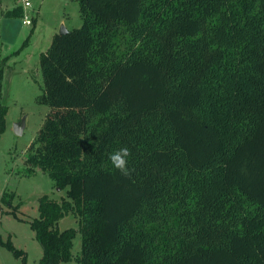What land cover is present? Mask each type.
<instances>
[{
  "label": "trees",
  "instance_id": "16d2710c",
  "mask_svg": "<svg viewBox=\"0 0 264 264\" xmlns=\"http://www.w3.org/2000/svg\"><path fill=\"white\" fill-rule=\"evenodd\" d=\"M77 1L82 25L40 54L26 171L66 192L26 221L39 263L71 260L80 232L78 264H264V0Z\"/></svg>",
  "mask_w": 264,
  "mask_h": 264
},
{
  "label": "rangeland",
  "instance_id": "374dc122",
  "mask_svg": "<svg viewBox=\"0 0 264 264\" xmlns=\"http://www.w3.org/2000/svg\"><path fill=\"white\" fill-rule=\"evenodd\" d=\"M0 0V108L6 107L5 129L0 134V236L11 238L14 246L26 253V264H40L42 247L35 232L26 221L38 214V200L42 195L60 201L66 189L55 186L54 181L40 170L28 175L26 157L28 147L42 125L48 106L40 104L43 78L40 54L50 46L53 36L63 25L70 30L82 25L77 0ZM17 9L21 15L6 16ZM27 15L32 22H23ZM24 119L20 133L14 123ZM11 196L8 205L3 194ZM15 212L18 217H15ZM58 228H78L76 218L65 215ZM82 236L77 232L73 239V258L61 264H78ZM0 264H22L6 247L0 245Z\"/></svg>",
  "mask_w": 264,
  "mask_h": 264
},
{
  "label": "clouds",
  "instance_id": "9594fccd",
  "mask_svg": "<svg viewBox=\"0 0 264 264\" xmlns=\"http://www.w3.org/2000/svg\"><path fill=\"white\" fill-rule=\"evenodd\" d=\"M131 153L127 147H120L109 153L108 160L111 166L123 176H130L133 171L128 167Z\"/></svg>",
  "mask_w": 264,
  "mask_h": 264
},
{
  "label": "water",
  "instance_id": "95a60500",
  "mask_svg": "<svg viewBox=\"0 0 264 264\" xmlns=\"http://www.w3.org/2000/svg\"><path fill=\"white\" fill-rule=\"evenodd\" d=\"M68 31V29H66L63 25L61 26L60 30H59V34H64ZM24 126V119L20 120L19 122L14 123V130L17 133H20L23 129Z\"/></svg>",
  "mask_w": 264,
  "mask_h": 264
},
{
  "label": "built area",
  "instance_id": "2783aa9c",
  "mask_svg": "<svg viewBox=\"0 0 264 264\" xmlns=\"http://www.w3.org/2000/svg\"><path fill=\"white\" fill-rule=\"evenodd\" d=\"M24 1V6L25 7H27V6H29L30 5V1L29 0H23ZM23 22L24 23H26V24H31V22H32V20L29 18V17H27V15H24L23 16Z\"/></svg>",
  "mask_w": 264,
  "mask_h": 264
}]
</instances>
